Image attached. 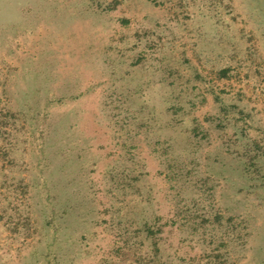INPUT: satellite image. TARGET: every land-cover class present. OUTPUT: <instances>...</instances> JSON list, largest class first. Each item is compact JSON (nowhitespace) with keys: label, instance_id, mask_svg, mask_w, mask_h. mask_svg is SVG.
Masks as SVG:
<instances>
[{"label":"rangeland","instance_id":"374dc122","mask_svg":"<svg viewBox=\"0 0 264 264\" xmlns=\"http://www.w3.org/2000/svg\"><path fill=\"white\" fill-rule=\"evenodd\" d=\"M1 108L0 264H129L118 219L176 213L164 151L208 181L168 263L264 264V0H0Z\"/></svg>","mask_w":264,"mask_h":264},{"label":"trees","instance_id":"16d2710c","mask_svg":"<svg viewBox=\"0 0 264 264\" xmlns=\"http://www.w3.org/2000/svg\"><path fill=\"white\" fill-rule=\"evenodd\" d=\"M225 73V71H223ZM9 117H11V113L7 108H1L0 110V138L4 142L7 140L10 133L7 131V127L10 124ZM196 122V121H195ZM8 133L7 135H5ZM191 134L196 136L201 135V139L205 137L204 132L202 131L200 126L193 127ZM6 136V137H5ZM5 138V139H4ZM10 146V147H9ZM11 145H5L4 148L0 149V158L4 160L8 155L11 154L12 150ZM15 153L13 150L12 154ZM128 166L131 164V155L132 150L127 149L124 152ZM189 157V155H187ZM159 158L162 160L163 169L160 172V175L169 183L170 191L173 193L171 196V200L177 199V206L174 209L173 213L175 215L173 218L165 219L163 222V217L154 216L151 219L144 218V221H141L140 224L136 223L137 226L133 222L124 219L127 216L121 217L118 219L116 224L113 227V237L114 242L118 245V251H120L123 256L127 257L130 261L129 264H170L168 263L167 253L170 250L171 245L169 243L168 238L170 237L171 230L170 228L176 225V232L184 233L185 230L190 229V232L193 234L197 232L202 225L207 222V219L204 215L197 213L196 210L191 209V204L189 201H185L186 190L193 189L199 187H204L208 182L205 177L199 175V168L201 165L198 163V159L194 156L191 158L189 162V166L191 169H188L187 159L184 158H175L173 161V165L167 163L166 153L165 151L159 155ZM14 161V159H12ZM126 173L125 181L123 182V188L130 197L135 196L137 194L134 190V186H136L135 173L133 169L127 168L124 172ZM190 180V178H192ZM200 182L199 185L197 182ZM18 185L15 186V189L18 190ZM203 189V188H202ZM115 193H121L117 187L113 189ZM178 191L177 193H175ZM182 192V193H179ZM9 198H5L7 206L3 209L7 211H13L10 206ZM8 200V202H7ZM194 205V204H193ZM198 214V215H197ZM215 222L220 224L221 218L218 213H215ZM129 217V216H128ZM178 221V223H176ZM19 218H17L16 224L13 225L12 231L14 232L18 226H20ZM244 243L242 242L240 248L243 247ZM218 246L213 251H209L208 255L203 257L200 261L203 264H226L222 261V255L218 253ZM167 252V253H166Z\"/></svg>","mask_w":264,"mask_h":264}]
</instances>
